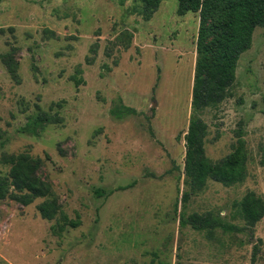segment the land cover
I'll list each match as a JSON object with an SVG mask.
<instances>
[{
  "label": "rangeland",
  "instance_id": "1",
  "mask_svg": "<svg viewBox=\"0 0 264 264\" xmlns=\"http://www.w3.org/2000/svg\"><path fill=\"white\" fill-rule=\"evenodd\" d=\"M178 6L163 0L146 18L140 0H0V177L3 154L28 153L59 207L45 219L46 197L0 199V264H264V215L241 232L180 225L209 211L241 226L233 202L264 199V26L231 95L201 115L213 161L241 130L246 178L208 180L184 201L199 15ZM40 111L59 121L22 132Z\"/></svg>",
  "mask_w": 264,
  "mask_h": 264
},
{
  "label": "trees",
  "instance_id": "2",
  "mask_svg": "<svg viewBox=\"0 0 264 264\" xmlns=\"http://www.w3.org/2000/svg\"><path fill=\"white\" fill-rule=\"evenodd\" d=\"M146 18L158 8L163 0H140ZM178 12H198L199 27L196 37V59L191 89V115L184 134V175L187 190L185 201L190 194L204 189L208 180L225 186L241 183L247 175L248 155L241 130L235 132L232 150L218 160H211L205 154L207 124L202 113L217 107L231 95L235 81V70L240 55L251 45L252 33L256 26H264V0H178ZM15 65L7 63L13 78ZM80 78L74 77L75 84ZM59 121L58 114L38 112L29 117L21 131L36 133L38 127ZM4 140L0 141V147ZM2 159L10 164L7 174L0 177V199L11 198L23 205L37 197H46L38 211L45 219L54 218L58 204L51 196L50 187L35 176V166L28 153L3 154ZM51 197V198H50ZM234 216L243 225L223 221L211 212L181 215L180 225H190L197 230L220 228L225 232H241L251 229L264 215V199L253 190L233 202ZM71 222V221H70ZM253 250H256L254 245ZM252 253V262L255 260Z\"/></svg>",
  "mask_w": 264,
  "mask_h": 264
}]
</instances>
